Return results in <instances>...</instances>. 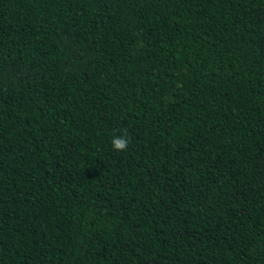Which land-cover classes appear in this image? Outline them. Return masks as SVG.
<instances>
[{"label": "trees", "instance_id": "obj_1", "mask_svg": "<svg viewBox=\"0 0 264 264\" xmlns=\"http://www.w3.org/2000/svg\"><path fill=\"white\" fill-rule=\"evenodd\" d=\"M0 264H264V0H0Z\"/></svg>", "mask_w": 264, "mask_h": 264}, {"label": "clouds", "instance_id": "obj_2", "mask_svg": "<svg viewBox=\"0 0 264 264\" xmlns=\"http://www.w3.org/2000/svg\"><path fill=\"white\" fill-rule=\"evenodd\" d=\"M129 144V139L127 138V133L125 131V135L117 136L112 140V146L117 151L126 150Z\"/></svg>", "mask_w": 264, "mask_h": 264}]
</instances>
